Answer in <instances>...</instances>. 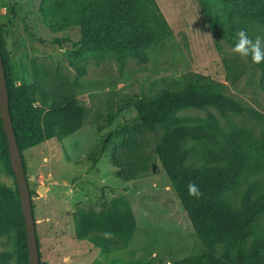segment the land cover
Listing matches in <instances>:
<instances>
[{
  "label": "rangeland",
  "instance_id": "1",
  "mask_svg": "<svg viewBox=\"0 0 264 264\" xmlns=\"http://www.w3.org/2000/svg\"><path fill=\"white\" fill-rule=\"evenodd\" d=\"M155 1L169 34L151 45L147 61L128 57L119 63L110 57L82 55L77 26L49 29L39 10L41 0H0V35L11 60L13 81L38 79L48 92L63 82H77L76 97L85 108L83 125L75 133L21 149L33 192L39 264H172L205 251L157 159L154 149L161 130L134 131L139 120L129 102L155 96L165 88L181 89L191 74L199 73L220 82L228 96L264 116V76L250 56L233 52L231 43L209 29L197 0ZM251 36L264 37V26L254 24ZM224 56L238 59L240 73L235 81L226 77ZM73 63L83 66L85 73L78 75ZM208 113L218 121L219 143L212 147L217 152L225 151L226 138L237 130L264 135V120L247 113L220 114L213 107L180 112L200 117ZM129 130L134 143L128 149L122 141ZM107 136L110 139L105 141ZM2 144L0 137V148ZM202 147L187 160L188 165L211 162L204 160ZM252 161L250 157L236 193L228 195L236 204L248 186L264 192V173L255 172ZM14 175L9 153L1 154L0 264H28L27 248L25 261L18 232L22 233L24 220L15 209L20 198ZM40 186H44L42 192ZM118 196L130 201L137 227L125 248L104 254L76 237L75 211H103ZM13 220L18 230L11 226ZM257 232H264V213L257 218Z\"/></svg>",
  "mask_w": 264,
  "mask_h": 264
},
{
  "label": "trees",
  "instance_id": "2",
  "mask_svg": "<svg viewBox=\"0 0 264 264\" xmlns=\"http://www.w3.org/2000/svg\"><path fill=\"white\" fill-rule=\"evenodd\" d=\"M197 2L209 29L232 45L236 42L238 30L244 29L252 37L254 24L264 26V0ZM39 10L44 23L53 31L77 26L80 51L86 57H110L119 63L128 57L147 61L151 45L169 34L168 23L155 0H41ZM0 54L12 129L20 152L48 139L62 140L82 127L85 108L76 97L77 82H63L50 92L38 79L16 84L1 35ZM237 60L228 56L222 58L226 77L231 81H235L240 73ZM73 65L78 75L85 73L83 66ZM256 65L264 76V62ZM129 104L139 120L134 131L161 130L154 149L157 159L176 192L194 235L205 248L201 254L172 264H264V232H257V218L264 213V192H255V186L251 185L240 194L237 204L228 198L229 194L236 193L239 178L250 157L253 158L252 169L264 173V135L255 136L252 132L237 130L226 138L225 151L217 152L212 148L219 143L216 116L208 113L200 117L180 112L213 107L220 114L247 113L260 120H264V116L228 96L220 82L199 73L191 74L181 89L165 88L155 96L140 97ZM130 133L131 130L122 141L128 149L134 143ZM0 137L3 140L0 155L7 154L1 117ZM109 139L107 136L105 141ZM202 144L205 145L203 158L211 162L188 165L187 160L203 149ZM22 161L26 173L23 156ZM113 162L121 170L118 160L114 158ZM189 184L198 187V196L189 194ZM15 209L22 220L18 199ZM11 226L18 230L15 220ZM21 227L22 233L18 232L26 261V236L23 224ZM136 227L131 203L124 196L113 198L100 212L84 208L75 211L76 237L98 247L104 254L125 248ZM219 247L222 252L218 251Z\"/></svg>",
  "mask_w": 264,
  "mask_h": 264
},
{
  "label": "water",
  "instance_id": "3",
  "mask_svg": "<svg viewBox=\"0 0 264 264\" xmlns=\"http://www.w3.org/2000/svg\"><path fill=\"white\" fill-rule=\"evenodd\" d=\"M0 54V117L3 131L6 137L9 156L24 219L26 234V247L28 254V264H39V250L36 236L35 219L31 204L30 189L27 182L26 173L23 166L22 155L18 147L15 134L12 129L11 117L9 114L8 91L5 80L4 68ZM44 186H40L38 191L42 192Z\"/></svg>",
  "mask_w": 264,
  "mask_h": 264
},
{
  "label": "clouds",
  "instance_id": "4",
  "mask_svg": "<svg viewBox=\"0 0 264 264\" xmlns=\"http://www.w3.org/2000/svg\"><path fill=\"white\" fill-rule=\"evenodd\" d=\"M236 37L233 52L241 56H250L252 62L256 64L264 62V37L257 36L253 39L244 29L238 30ZM188 189L190 195L198 196L200 194L195 184H189Z\"/></svg>",
  "mask_w": 264,
  "mask_h": 264
}]
</instances>
